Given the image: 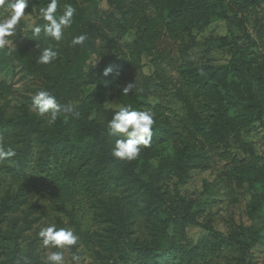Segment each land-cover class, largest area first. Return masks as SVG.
Returning <instances> with one entry per match:
<instances>
[{
    "label": "trees",
    "instance_id": "trees-1",
    "mask_svg": "<svg viewBox=\"0 0 264 264\" xmlns=\"http://www.w3.org/2000/svg\"><path fill=\"white\" fill-rule=\"evenodd\" d=\"M82 1L58 0L57 15L62 14L69 4L76 10L72 25L64 30L59 42L46 37L43 32L39 37L28 36L22 39V32L15 27L13 34L6 37L8 42L15 44V48H0V71L4 66L16 62L18 66L25 68V76L40 78V91H49L59 104L71 105L79 113L74 116L61 110V122L52 127H44L42 121L32 115L23 117L0 114V133L5 135L7 131H14L11 144L6 147L14 152L22 148L24 152L18 160L11 157L10 160L0 161V175L3 172L11 173L26 161L25 153L30 154L35 138L41 140L43 148L39 164L48 160V154L56 156L62 151L78 150L81 142H89L91 147L98 149L99 154L95 171L86 181L88 194H97L95 192L98 185L102 184L101 179L102 182L103 179L104 182H110L114 174L122 177L129 184L128 188H132L138 195H144L145 204L141 209L146 216V226L158 233V236L152 242H131V220L123 212L126 208L122 211L112 198L106 197L96 204V208L99 204L103 209L97 211L105 229L102 233L97 230V222L94 230H90L89 224L78 223L70 206L66 204L69 199L67 202L76 206L74 197L79 194L76 179L81 175L78 174L79 167L75 169L73 166L62 174V178L51 179L55 185L52 200L57 201L55 203L59 205L58 208L68 214L72 222L77 223V234L85 245L98 244L106 236L104 238L110 241V247L117 252L120 260L125 258V245L131 252H138L145 257L160 253L170 258L178 249V244L172 240V233L179 239L184 234L185 225H189L200 228L221 241L237 245L242 253L236 264H248L251 246L222 234L209 223L201 222L198 212L194 211L193 201L182 197L177 192V187L187 182L190 170L208 168L210 156L217 155L224 162L221 179L239 186L246 185L250 197L246 214L249 218L260 217V202L255 187L259 186L264 190V154L254 155L253 146L241 139L242 134L255 123L264 130V105L256 103L253 88L256 86L261 91L264 100V43L251 38L243 26L245 14L258 0L244 1L237 4L236 8L230 6L228 0H106L108 11L103 14L98 13L94 0H85L86 7L81 6ZM49 2L50 0H28L25 12L40 14V9ZM216 15L224 20L231 39L229 44L222 39L218 46L227 49L230 59L221 65L210 61L194 63L188 51L190 45L182 46L183 41L192 30L201 32L206 29ZM44 23L41 18L39 24ZM130 31H134L133 41L124 47L120 46L119 39ZM258 31L264 34L261 29ZM81 34L87 36L85 42L73 45V38ZM173 45L177 46L175 56L172 53ZM45 47H52L57 56H63L64 63L60 64L57 59L47 65L38 63L39 50ZM258 47L261 54L252 57L253 49ZM112 52L117 54V58L110 76L113 74L117 78H123L132 69L138 68L143 58L149 59L154 68L149 82L132 95L133 102L130 106L133 110H151L155 113L152 142L149 147L141 148L139 155L142 158L147 161L161 155L163 150H156L155 145L162 138L169 139L167 144L169 150L175 152V159L167 156L163 158L162 164L170 167L169 170L174 171L173 175L177 179L176 192L172 195L152 184L141 173L135 172L127 161L116 160L111 156L116 137L109 135L107 122L115 111L103 109L102 101L99 100L101 96L97 92L90 94L78 105L74 104L79 99L78 73L82 67L91 58L105 61ZM163 62L170 65V69L173 68L175 84L174 78H171L165 65H162ZM169 86L171 87L168 88ZM159 91L165 92L169 100L180 106L179 110L170 108L169 111L174 115L172 118L161 113L159 106H145L147 100ZM123 103L127 104L125 100ZM237 106V115L231 116L230 110ZM22 134H25L24 139L21 138ZM30 135H36L34 140ZM45 136L48 138H44ZM175 136L183 141L181 147L176 144ZM262 137L264 141V134ZM233 147L246 159L233 152ZM97 174L102 177L97 179ZM164 174L166 175V169L162 167L158 175ZM27 188L26 185L25 189ZM7 196L6 194L0 203V221H3L8 210L14 209V202L17 201L4 204ZM84 213L81 219L87 215L86 210ZM57 222L61 225V218H57ZM19 237L20 230L4 231L0 226V242L12 245V249L5 252V264H45L38 259L27 258H20L14 263L20 251ZM193 252L195 249L191 251ZM194 254L196 255H192ZM111 261L109 259L107 264H112Z\"/></svg>",
    "mask_w": 264,
    "mask_h": 264
},
{
    "label": "rangeland",
    "instance_id": "rangeland-1",
    "mask_svg": "<svg viewBox=\"0 0 264 264\" xmlns=\"http://www.w3.org/2000/svg\"><path fill=\"white\" fill-rule=\"evenodd\" d=\"M249 0H228L230 6L236 8L237 4H241ZM253 1V0H252ZM80 2V0H79ZM99 14L108 11L106 0H94ZM10 0H5L4 4H0V23H5L11 15L9 7ZM81 6H87L85 0L82 1ZM218 14V13H217ZM244 27L247 34L254 40L264 43V34L259 33L258 29L264 31V0H258L248 12L245 14ZM243 18V16L241 15ZM42 18L38 12H25L20 21L15 25L20 32H22V39L30 36L33 26L39 24ZM244 19V18H243ZM240 36V34H237ZM134 39V31H130L124 37L119 39L120 46L124 47L131 43ZM222 39L226 44H229L231 39L227 33V27L224 20L216 15L210 25L201 32L192 30L190 34L185 37L182 46H189V54L194 63H203L210 61L213 64L221 65L228 62L230 54L227 49H223L221 45ZM179 44H177L178 46ZM264 45V44H263ZM9 48H15V44L8 42ZM177 46H172V53L177 54ZM73 53V50H70ZM261 54V49L254 48L252 57H258ZM117 58L116 53H110L105 61H98L91 58L82 67L78 73L80 78V86L78 88L79 99L75 102L78 105L83 99L88 97L93 92H97L101 97L103 109H112L117 111L120 106L130 105L132 95L150 79L154 73V68L149 63V59L143 58L138 68L132 71L123 78H117L113 74H104L106 68H112L113 63ZM61 59V62L59 61ZM60 64L64 63L63 56H57ZM164 68L174 78L175 73L170 65ZM0 71V114L5 116H35L37 120L42 121L44 127H52L61 122L60 113L54 123L49 124V116H38L32 109V97L35 96L40 89V78L35 76H25L22 66H18L16 62L4 66ZM129 84L133 85L132 90L128 94L123 93L124 88ZM173 85V84H172ZM171 85V86H172ZM169 86L168 88H170ZM255 101L258 104L264 105V100L261 91L254 86ZM231 97V96H229ZM123 100L127 104L123 103ZM148 108L159 106V111L169 118H172L173 112L169 110H179V104L169 100L165 92L159 91L156 95L147 100ZM171 108V109H170ZM237 108L230 110V115H237ZM151 111V110H146ZM157 111V110H156ZM152 112V111H151ZM154 116V112H152ZM264 120V119H263ZM14 131H7L5 135L0 133V148L7 149L8 144H11V135ZM46 134H48L46 132ZM264 130L255 123L248 131L242 134L241 139L253 146L254 155L264 154ZM36 135H30L33 140ZM25 138V134L21 135ZM44 138H48L45 136ZM167 138H162L161 142L155 145V149H162V154L154 156L149 160H145L140 155L134 160L127 161V163L137 173H141L155 186L162 187L168 195L176 192L174 171L169 170L165 164H162L163 158L169 156L175 159V152L169 150ZM174 140L178 146H182L183 141L175 136ZM34 144V145H33ZM30 154L25 153L26 161L19 164L11 173H4L0 175V203L5 198L4 204L14 202V209L8 210L4 214L3 221H0V226L4 231L13 230L17 232L20 230L19 244L20 251L17 254V263L20 258L38 259L45 263V258L48 254L55 251L63 252L65 264H107L109 259L113 258L112 264H236L241 256V250L237 245L209 235L204 230L195 226L185 225L184 234L179 239L172 233L171 237L178 249L175 254L166 258L160 253L145 257L138 252H131L130 248L125 245L126 255L124 260L117 258V252L110 247V241L106 236L101 242L92 245L91 243L85 245L83 240L78 236L77 223L71 221L68 214L64 213L62 209L58 208L55 200H52V194L55 192L54 180L52 178H62L66 170H70L73 166L75 169L79 167L77 177V188L79 194L75 195V205L69 204L71 213L74 219L78 220L81 225L89 224L90 230L96 228L101 233L105 230L103 228L100 218L97 216L98 209L103 210L100 205L96 204L101 198H112L118 207L130 217V240L152 242L158 233H154L147 228L145 223V214L142 213L144 207V195H138L132 188H128L129 184L124 179L116 174L111 178L110 182H102L97 187V193L88 194L89 191L86 185L87 179L95 171L99 151L97 148L91 147L89 142H81L78 150L71 149V151L60 152L53 156L48 154V160L43 164H39V158L43 154L42 142L35 138ZM70 146V145H69ZM68 146V149H69ZM233 152L239 153L242 158L246 157L238 152L236 147L232 148ZM23 149L15 152L14 158L22 156ZM24 153V152H23ZM71 153V155H70ZM141 154V152L139 153ZM70 156V157H69ZM79 156V158H78ZM12 157V158H13ZM79 164H82L79 166ZM206 169H193L189 171V178L183 185L177 187V192L185 199H190L194 203V211L198 212L199 220L203 223H209L215 230L225 235H230L235 240H240L251 246L249 251L248 264H264V190L256 186L255 192L258 193V200L260 208L258 218H249L246 214V206L249 203L250 197L247 192L246 185H236L233 182H225L221 179L220 174L224 168V162L219 159L217 155L210 156ZM166 169V175L159 176L160 168ZM97 174V179L101 178ZM28 186L25 189V186ZM87 191V192H84ZM126 197V198H124ZM79 206V207H78ZM94 206V207H93ZM127 206V207H124ZM86 210V216L84 211ZM57 218H61V225L57 222ZM55 224L58 228H66L71 230L77 237L76 245L66 248H53L51 246L45 247L42 244L41 238L38 236L39 231L50 224ZM171 231V230H170ZM202 243L204 245L202 246ZM12 249L11 243L0 242V264H5V252ZM195 249L196 255H192V250ZM77 257L78 259H73Z\"/></svg>",
    "mask_w": 264,
    "mask_h": 264
},
{
    "label": "clouds",
    "instance_id": "clouds-1",
    "mask_svg": "<svg viewBox=\"0 0 264 264\" xmlns=\"http://www.w3.org/2000/svg\"><path fill=\"white\" fill-rule=\"evenodd\" d=\"M5 0H0V4H4ZM28 0H10L9 7L11 15L7 22L0 24V48L7 45L6 37L13 34L15 25L25 14V8ZM58 0H50L46 7L40 9V14L45 21L43 25L37 24L33 26L31 32L34 37H39L41 32L59 42L64 34V30L73 23L75 8L70 4L66 5L62 14L57 15ZM87 36L84 34L75 36L72 40L73 45H82ZM39 49V46L36 45ZM57 59V52L52 47H45L39 50L37 62L40 64H50ZM111 72V68H106L104 74ZM133 85L129 84L124 88L123 93L128 94L132 90ZM32 109L38 116L48 115V123L52 124L56 121L58 113L61 110L65 113H72L78 116L73 106H62L57 102V98L49 91L41 90L32 97ZM155 123L154 116L151 111L133 110L130 105L120 106L114 112L112 118L107 122V130L109 135L116 137L114 145L111 149V156L120 161H131L138 157L141 148L149 147L152 142V128ZM15 156V152L11 149L5 150L0 148V161L10 160ZM38 236L42 240L45 247L66 248L77 244L78 237L69 229L58 228L54 223L43 227ZM73 259H78L73 257ZM45 264H65L63 252L55 251L48 254L45 258Z\"/></svg>",
    "mask_w": 264,
    "mask_h": 264
}]
</instances>
